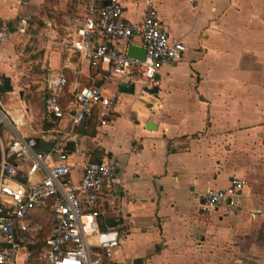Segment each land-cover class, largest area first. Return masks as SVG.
Segmentation results:
<instances>
[{"label": "crops", "instance_id": "obj_1", "mask_svg": "<svg viewBox=\"0 0 264 264\" xmlns=\"http://www.w3.org/2000/svg\"><path fill=\"white\" fill-rule=\"evenodd\" d=\"M26 1L0 0L10 31L0 45V160L16 133L35 139L43 153L61 144L67 159L53 156L51 163L72 166L74 183L85 164L108 158L115 178L99 199L98 224L125 227L127 238L104 264H264V0H119L132 23L142 21L151 2L171 40L187 50L161 69L158 86L145 90L76 53L77 64L67 57L48 74L72 75L64 106L75 91L102 86L113 102L104 125L99 114L79 125L69 115H49L47 79L43 108L22 97L20 42L31 18L22 15L42 3ZM25 5L32 8L22 12ZM130 45L141 48L140 39ZM26 170L20 166L21 181ZM233 178L245 183L240 210L203 211L205 193ZM43 211L50 217L35 222L46 236L52 214Z\"/></svg>", "mask_w": 264, "mask_h": 264}, {"label": "built area", "instance_id": "obj_2", "mask_svg": "<svg viewBox=\"0 0 264 264\" xmlns=\"http://www.w3.org/2000/svg\"><path fill=\"white\" fill-rule=\"evenodd\" d=\"M82 21L74 26L71 50L95 69L108 72L122 82L143 89L158 86L161 69L180 62L187 50L182 41L171 40L158 11L147 3L141 22L125 17L119 0H90ZM22 23H26L23 20ZM10 31L0 17V45L7 42ZM139 38L145 50L143 60L128 56L131 40ZM68 80L64 72L47 79L45 108L49 115H69L82 124L99 114L106 124L113 102L102 86L81 88L73 99L62 103ZM53 156L67 159L61 144L48 153L37 150V141L18 133L3 149L0 160V264H104L127 238L125 227L101 229L99 199L114 184V164L105 158L83 166L81 179H71L73 168L51 163ZM27 167L21 181L20 166ZM245 183L233 178L224 189H209L201 208L209 212L226 205L228 214L237 213L243 203ZM50 210L52 228L46 236L30 214Z\"/></svg>", "mask_w": 264, "mask_h": 264}, {"label": "rangeland", "instance_id": "obj_3", "mask_svg": "<svg viewBox=\"0 0 264 264\" xmlns=\"http://www.w3.org/2000/svg\"><path fill=\"white\" fill-rule=\"evenodd\" d=\"M40 1H42L41 6H37L34 11L26 12L32 8L28 5L21 7V11L26 12L22 16H31V18L24 26L26 33L21 35L20 50L22 52L18 86L22 89V97L30 98L35 105L43 108L48 74L51 71L60 70L62 62L67 57H70L72 62L78 63V58L71 51L73 38L69 35L73 34L74 26L83 17L87 0H64L65 10L53 8V4H59L62 0ZM4 4L0 2V15L3 18L7 17L5 9L2 8ZM11 4L13 3L10 2ZM15 4L19 5V3ZM67 77L70 81L72 80V75L67 74ZM49 217L50 213L43 210L30 214V219L34 221Z\"/></svg>", "mask_w": 264, "mask_h": 264}, {"label": "water", "instance_id": "obj_4", "mask_svg": "<svg viewBox=\"0 0 264 264\" xmlns=\"http://www.w3.org/2000/svg\"><path fill=\"white\" fill-rule=\"evenodd\" d=\"M128 56L131 58H135V59H139V60H143L145 58V50L133 45H130L128 47ZM124 84H128L127 82H124ZM155 128V124L153 123H147V128L151 129V128Z\"/></svg>", "mask_w": 264, "mask_h": 264}]
</instances>
